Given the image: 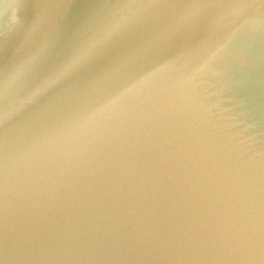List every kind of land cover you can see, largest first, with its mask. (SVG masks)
I'll use <instances>...</instances> for the list:
<instances>
[{
  "label": "water",
  "instance_id": "1",
  "mask_svg": "<svg viewBox=\"0 0 264 264\" xmlns=\"http://www.w3.org/2000/svg\"><path fill=\"white\" fill-rule=\"evenodd\" d=\"M159 264H264V0L218 100Z\"/></svg>",
  "mask_w": 264,
  "mask_h": 264
},
{
  "label": "clouds",
  "instance_id": "2",
  "mask_svg": "<svg viewBox=\"0 0 264 264\" xmlns=\"http://www.w3.org/2000/svg\"><path fill=\"white\" fill-rule=\"evenodd\" d=\"M242 9H243V5L240 4L234 8L226 11V12H223L217 18V23L218 24L228 23L229 17L237 15L240 11H242ZM127 22H128L127 18L122 19L119 23H116L114 26H112L110 29H108L109 37H112V36L118 34L127 25ZM34 29H35V27H34ZM230 42H231V35H229L227 38H225L223 42H217L215 45L211 46L207 56L199 63V65L197 67H195L194 71L192 72V74L189 78H192L196 75L205 74L206 72H208L210 70L214 71V69L211 68V65L223 57V55L225 54ZM78 63H79L78 59H73V60L69 61L66 65L63 66V68L60 70L59 73H57L53 77L49 78V80L45 82V85L47 87L44 90H46L48 87L55 85L62 78L70 75L73 71L76 70ZM105 107H107V106H105Z\"/></svg>",
  "mask_w": 264,
  "mask_h": 264
}]
</instances>
